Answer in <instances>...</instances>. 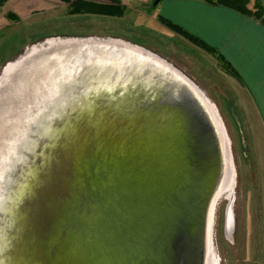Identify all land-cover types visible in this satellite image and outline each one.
I'll list each match as a JSON object with an SVG mask.
<instances>
[{
  "label": "water",
  "instance_id": "95a60500",
  "mask_svg": "<svg viewBox=\"0 0 264 264\" xmlns=\"http://www.w3.org/2000/svg\"><path fill=\"white\" fill-rule=\"evenodd\" d=\"M116 41H47L0 89V264H208L225 127L185 74Z\"/></svg>",
  "mask_w": 264,
  "mask_h": 264
},
{
  "label": "rangeland",
  "instance_id": "374dc122",
  "mask_svg": "<svg viewBox=\"0 0 264 264\" xmlns=\"http://www.w3.org/2000/svg\"><path fill=\"white\" fill-rule=\"evenodd\" d=\"M155 1L121 0L126 11L123 17L115 18L69 15V6L61 0H8L0 8V77L11 63L34 47L41 49L47 41L58 38L123 41L166 60L206 95L228 138L230 180L224 182L215 205L208 264H264V117L251 95L219 59L158 20L160 15L179 25L162 15L161 10L167 8L170 12L173 8L180 18L190 19L191 14H196L195 4L190 0H161L155 5ZM62 212L68 220L79 219L75 206Z\"/></svg>",
  "mask_w": 264,
  "mask_h": 264
},
{
  "label": "crops",
  "instance_id": "0c3cea01",
  "mask_svg": "<svg viewBox=\"0 0 264 264\" xmlns=\"http://www.w3.org/2000/svg\"><path fill=\"white\" fill-rule=\"evenodd\" d=\"M190 2L196 13L190 19L180 18L173 8L170 12L165 8L161 14L216 48L237 72V80L264 117V24L224 6Z\"/></svg>",
  "mask_w": 264,
  "mask_h": 264
},
{
  "label": "trees",
  "instance_id": "16d2710c",
  "mask_svg": "<svg viewBox=\"0 0 264 264\" xmlns=\"http://www.w3.org/2000/svg\"><path fill=\"white\" fill-rule=\"evenodd\" d=\"M8 0H0V8H2ZM65 4L69 6L68 14L69 15H104L109 17L120 18L124 16L126 11V7L121 4V0H107L109 1L107 4L92 1V0H61ZM207 3L216 6H224L229 9H233L236 12L260 21L264 24V2L261 0H204ZM11 19L18 20L17 16L14 14H9ZM159 22L172 30V32L182 36L187 39L188 42L195 45L196 47L212 53L217 59L222 62L224 69H226L232 76L236 77L240 80L237 72L234 70L232 65L219 53V51L209 45L200 37L195 34L189 32L183 27L176 25L175 23L165 19L164 17H158Z\"/></svg>",
  "mask_w": 264,
  "mask_h": 264
},
{
  "label": "bare ground",
  "instance_id": "6f19581e",
  "mask_svg": "<svg viewBox=\"0 0 264 264\" xmlns=\"http://www.w3.org/2000/svg\"><path fill=\"white\" fill-rule=\"evenodd\" d=\"M73 42H76V41H73ZM86 42H88V41H84V42H82V43H86ZM94 42H100V43H105V41H94ZM117 43H119V44H123V41H116ZM112 42H108V44H111ZM113 44V43H112ZM35 49H37V47H34L32 50H35ZM29 52H27L25 55H27ZM25 57V56H24ZM20 61H21V59L20 60H18V61H15L14 63H11L8 67H7V69L4 71V73H3V75H2V77H0V89H2L3 87H4V85L9 81V78H10V74H11V72L19 65V63H20ZM100 70H102V71H104V72H106V70L108 69L107 68V66L104 64V63H99L98 61H96V64H95ZM197 86V85H196ZM198 88V87H197ZM198 90L202 93V95L207 99V101L210 103V101H209V99L206 97V95L198 88ZM210 105L212 106V104L210 103ZM213 107V106H212ZM214 108V107H213ZM226 144L228 145L229 143H228V140L226 141ZM229 152H230V148H229V146H228V155H229ZM228 166H229V168H228V173H227V175H226V179L228 180V178H229V180H230V167L232 166V163L230 162V163H228ZM228 180V181H229ZM226 181V180H225ZM228 185V184H227ZM232 185V184H231ZM230 185V186H231ZM223 188V187H222ZM220 194V193H219ZM219 194H218V198H219ZM218 198H217V201H218Z\"/></svg>",
  "mask_w": 264,
  "mask_h": 264
},
{
  "label": "flooded vegetation",
  "instance_id": "af4514ba",
  "mask_svg": "<svg viewBox=\"0 0 264 264\" xmlns=\"http://www.w3.org/2000/svg\"><path fill=\"white\" fill-rule=\"evenodd\" d=\"M242 135V134H241Z\"/></svg>",
  "mask_w": 264,
  "mask_h": 264
}]
</instances>
